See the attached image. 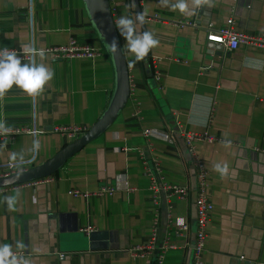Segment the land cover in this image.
<instances>
[{
	"label": "crops",
	"instance_id": "obj_1",
	"mask_svg": "<svg viewBox=\"0 0 264 264\" xmlns=\"http://www.w3.org/2000/svg\"><path fill=\"white\" fill-rule=\"evenodd\" d=\"M184 2L181 12L173 7L178 0H110L115 25L121 16L135 20L138 12L161 17L137 23L138 32H152L159 44L130 66L135 56L116 27L130 88L113 122L49 174L53 179L0 187V249L25 252L17 264H144L130 248L148 241L154 221L157 245L166 237L175 244L163 264H192L196 164L187 131L212 136L195 141L213 203L202 264H264V47L242 43L228 50L207 39L208 29L229 22L264 33V0H208L201 8ZM69 38L95 45L101 55L62 59L44 52L42 59L38 51L21 59L44 63L54 75L40 96L13 85L0 98V128L29 129L0 135V175L43 163L69 144L79 135L53 126L88 129L115 86L109 49L84 0H0V47L42 49ZM216 164H226L228 174L222 177ZM150 174L186 185L187 196L167 200L160 191L155 204ZM104 184L115 189L101 196L68 193ZM169 213L187 220L188 230L177 232Z\"/></svg>",
	"mask_w": 264,
	"mask_h": 264
},
{
	"label": "built area",
	"instance_id": "obj_2",
	"mask_svg": "<svg viewBox=\"0 0 264 264\" xmlns=\"http://www.w3.org/2000/svg\"><path fill=\"white\" fill-rule=\"evenodd\" d=\"M145 18H156L161 19L158 15L146 14ZM163 21L174 23L180 26L194 24V20L190 18H175L167 19L162 18ZM207 39L213 43L224 46L228 50L235 49L240 44H250L260 47H264V33L255 34L247 33L235 29L231 22L224 24L217 28H210L207 32ZM7 49L9 51H15L20 59H31L33 55H26L22 49L17 47H0V51ZM43 51L53 58H73V57H86L89 59H96L101 55V51L95 45L89 42H79L74 38H69L66 43L48 45L42 49H36V52ZM53 131L67 134L68 136L75 137L80 135L85 130L87 126L84 125H55L52 128ZM29 131V129H20L19 127H1L0 135L4 137L5 134L13 135L17 132ZM148 132V129L145 130ZM184 139L188 146V149L193 156L194 162L196 164L195 169V243L193 246V257L192 264H202L201 253L204 248V239L206 236L205 228L210 216V212L213 208L212 201L206 195V179H207V170L195 151V141L199 139H212V136L207 134H197L194 132H184ZM7 174V173H5ZM4 175V174H3ZM53 177L51 175L42 176L29 181H43L51 180ZM25 181V182H29ZM22 183V182H21ZM115 189L114 185L104 184L101 185L98 189L94 191L88 190H79V189H69L68 193L72 196H82L89 197L90 195L101 196L105 193H112ZM149 189L151 190V196L153 202L157 203V197L160 191L164 192L165 198L168 200L170 196H175L179 198H185L188 194V187L185 185H178L165 181L162 177L150 174V183ZM172 205L169 204V207ZM169 224L175 227L177 232L187 231L189 228V223L181 216H172L171 213L168 214ZM154 228L151 231V235L146 243L141 245H135L130 248V253L132 255H138L145 257L144 264H163L164 262V253L167 249L175 247V244L170 241L168 237L164 238L160 246L157 245V228L156 221H154ZM88 230V229H86ZM11 256L6 257L7 260H11L12 257H15L17 261L22 260L26 253L19 249H10ZM155 251V252H154Z\"/></svg>",
	"mask_w": 264,
	"mask_h": 264
},
{
	"label": "clouds",
	"instance_id": "obj_3",
	"mask_svg": "<svg viewBox=\"0 0 264 264\" xmlns=\"http://www.w3.org/2000/svg\"><path fill=\"white\" fill-rule=\"evenodd\" d=\"M208 0H193L196 6L207 3ZM183 12L186 8L184 0H178V3L173 5ZM146 12H138L135 20L129 17L121 16L116 24L120 34L126 39L128 51L135 56V60L130 63V66L138 61L144 60L151 49L158 46L159 41L150 31L138 32L137 23L143 25L145 23ZM109 51L116 54L119 51L118 42L114 38L108 43ZM22 51L26 55L37 54L36 49L22 45ZM41 58L44 57V52L41 50L38 53ZM54 73L51 68L44 63L36 64L35 62L22 63L20 57L15 51L4 49L0 51V98H2L13 85L22 89L27 95L36 97L43 94L45 86L52 79ZM39 133H37L38 135ZM40 147L39 140L33 141V149L37 150ZM214 170L220 173L222 177L228 174L227 165H214ZM6 201H11L14 197H5ZM19 246V245H18ZM9 245H4L0 249V264H17L15 257L7 260L6 257L11 256Z\"/></svg>",
	"mask_w": 264,
	"mask_h": 264
},
{
	"label": "water",
	"instance_id": "obj_4",
	"mask_svg": "<svg viewBox=\"0 0 264 264\" xmlns=\"http://www.w3.org/2000/svg\"><path fill=\"white\" fill-rule=\"evenodd\" d=\"M84 1L86 3L90 17L107 47L108 43H110L115 38L118 42V47L120 48L116 54H113L109 51L115 71V86L108 105L102 114L97 118V120L87 130L73 139L69 144L59 149L45 162L27 169L17 170L0 175V187L33 180L56 172L69 156H71L84 144L102 133L113 122L119 110L123 107L127 100L130 88L128 68L113 19L110 0ZM197 7L201 8L202 4ZM198 17L199 15L197 14L196 18Z\"/></svg>",
	"mask_w": 264,
	"mask_h": 264
}]
</instances>
